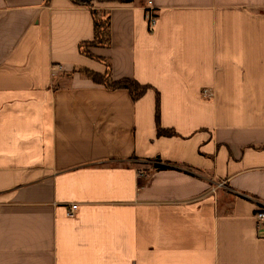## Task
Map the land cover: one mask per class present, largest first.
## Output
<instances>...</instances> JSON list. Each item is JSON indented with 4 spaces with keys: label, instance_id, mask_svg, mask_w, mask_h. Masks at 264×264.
I'll list each match as a JSON object with an SVG mask.
<instances>
[{
    "label": "crops",
    "instance_id": "obj_1",
    "mask_svg": "<svg viewBox=\"0 0 264 264\" xmlns=\"http://www.w3.org/2000/svg\"><path fill=\"white\" fill-rule=\"evenodd\" d=\"M93 4L138 101L90 7L0 0V264H264V0Z\"/></svg>",
    "mask_w": 264,
    "mask_h": 264
},
{
    "label": "trees",
    "instance_id": "obj_2",
    "mask_svg": "<svg viewBox=\"0 0 264 264\" xmlns=\"http://www.w3.org/2000/svg\"><path fill=\"white\" fill-rule=\"evenodd\" d=\"M49 1L50 0H48V2ZM71 1L74 5L90 7L94 22V39L92 41L82 43L80 45V52L91 59L104 62L107 66V72L105 74H100L88 69H79V72L98 85H103L104 87L112 91L126 90L130 93L134 101L140 100L142 97H144L147 94L149 90H151V87L143 86L137 81L128 78L119 81H114L111 76L109 63L102 58L96 57L90 51L92 48H109L111 45V38H112L111 11L105 9H97L94 6L93 1H96L98 4H106V3L128 4L134 2V0H92L91 2H86L84 0H71ZM157 96H159L158 93ZM156 118H157V124H158L157 128H158L159 136L174 135L172 131H164L160 127L159 107L157 109ZM154 168L156 170H164V169H168L169 167L161 164H156Z\"/></svg>",
    "mask_w": 264,
    "mask_h": 264
},
{
    "label": "built area",
    "instance_id": "obj_3",
    "mask_svg": "<svg viewBox=\"0 0 264 264\" xmlns=\"http://www.w3.org/2000/svg\"><path fill=\"white\" fill-rule=\"evenodd\" d=\"M154 21H155V18L151 16L150 22L154 24ZM205 93H207V91H205ZM77 208H78V205H72L70 211L68 212V215L74 216ZM258 219L261 223L264 222V207L262 208L261 212L258 214Z\"/></svg>",
    "mask_w": 264,
    "mask_h": 264
},
{
    "label": "water",
    "instance_id": "obj_4",
    "mask_svg": "<svg viewBox=\"0 0 264 264\" xmlns=\"http://www.w3.org/2000/svg\"><path fill=\"white\" fill-rule=\"evenodd\" d=\"M84 1H86V2H91L92 0H84Z\"/></svg>",
    "mask_w": 264,
    "mask_h": 264
}]
</instances>
